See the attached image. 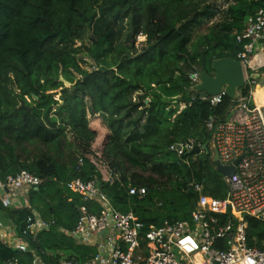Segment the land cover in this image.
<instances>
[{
	"label": "trees",
	"instance_id": "obj_1",
	"mask_svg": "<svg viewBox=\"0 0 264 264\" xmlns=\"http://www.w3.org/2000/svg\"><path fill=\"white\" fill-rule=\"evenodd\" d=\"M260 7L264 0H231L222 21L194 38V29L218 11L215 3L0 0V179L21 170L38 176L41 183L28 191V204L53 222L24 237L26 251L0 240V264H33L34 252L42 264L70 258L84 263L94 256L95 247L69 234L81 206L101 210L67 187L75 178L98 179L110 205L132 211L146 228L189 219L198 197L190 182L224 198L226 183L211 158L207 121L216 114L227 118L235 101L224 96L210 105L189 74L213 76V60L236 58L242 44L235 33ZM249 89L240 92L246 96ZM254 103L264 104L263 96L254 95ZM88 113H99L109 130L102 159L110 180L101 179L89 157L96 133ZM188 142L201 150L179 155L171 148ZM31 145L38 151H30ZM129 184L145 187L146 194H129ZM0 210L11 209L0 199ZM16 212L21 235L30 209ZM245 220L249 244L263 247L264 222Z\"/></svg>",
	"mask_w": 264,
	"mask_h": 264
},
{
	"label": "built area",
	"instance_id": "obj_2",
	"mask_svg": "<svg viewBox=\"0 0 264 264\" xmlns=\"http://www.w3.org/2000/svg\"><path fill=\"white\" fill-rule=\"evenodd\" d=\"M235 38L242 44V49L234 59L241 63L242 87L249 86V95H242V87L238 88L231 98L235 103L228 110L227 118L216 114L207 121L215 167L217 163L234 166L231 176L222 175L226 183L224 198H214L204 192L203 185L190 182L198 197L189 219H165L159 225L151 224L146 228L132 211L122 212L110 205L98 179L75 178L67 183V187L84 200L98 203L101 210L91 213L81 206L82 216L79 215L69 234L75 242L95 247L96 253L84 263L70 258L63 259L61 264H264V239L263 247L250 245L245 220L246 216H252L264 222V111L257 103L250 106L256 87H262V84L264 88V7L246 18ZM189 78L193 84L199 83L196 70ZM224 96L228 95L222 88L216 94L202 98L215 106ZM178 144L179 149L175 144L171 148L179 155L185 149L195 147L191 142ZM214 150L218 154L217 160L213 159ZM90 160L101 172V179H111L110 168L103 160ZM40 183L41 179L28 170L0 179V191L7 195L4 204L15 206L14 201L27 200L28 191L37 189ZM128 192L143 196L146 188L129 184ZM24 207L30 212L21 235L11 245L21 251L28 249L25 236L48 229L53 223L41 218L30 208L28 201ZM33 264H42L36 252Z\"/></svg>",
	"mask_w": 264,
	"mask_h": 264
},
{
	"label": "water",
	"instance_id": "obj_3",
	"mask_svg": "<svg viewBox=\"0 0 264 264\" xmlns=\"http://www.w3.org/2000/svg\"><path fill=\"white\" fill-rule=\"evenodd\" d=\"M212 68L214 71L213 76H210L205 72L196 70L198 74H202L205 77L206 82L204 84L202 83L196 85L194 89L199 93L201 97H207L208 95L216 94L222 88H224L228 97L230 98L234 97L237 89L244 85V77H243L241 63L234 58H220L213 60ZM61 80L64 82L65 85L69 84V82L64 80L62 77ZM107 138L108 137H106L104 146L107 142ZM174 146L177 149L180 148V144L178 143H176ZM200 150L201 147L198 145H196L193 149V151L195 152H199ZM217 158H218L217 151L214 150L213 159L217 160ZM237 161L238 160H236L235 163H237ZM217 170L222 175L231 176L234 172V166L233 165L224 166L221 165L220 163H217ZM78 213L80 216H82V212L80 208L78 209Z\"/></svg>",
	"mask_w": 264,
	"mask_h": 264
},
{
	"label": "rangeland",
	"instance_id": "obj_4",
	"mask_svg": "<svg viewBox=\"0 0 264 264\" xmlns=\"http://www.w3.org/2000/svg\"><path fill=\"white\" fill-rule=\"evenodd\" d=\"M230 1L231 0H208L209 3H215V5L218 6V11L216 12V14L212 18L205 19L203 24L199 25L198 27H196L194 29L193 37L195 38L196 35L205 32L206 29L209 26H211L212 24L220 23L223 19L222 12L224 11V9L226 8V6L229 4ZM140 39H143V37H140L139 40ZM85 67L88 68V66H85ZM205 82H206L205 77L202 74H199V83H197L196 85L202 84V83L204 84ZM66 86L69 87L70 84H68ZM261 86L263 87L262 84H261ZM209 87H210V85H209ZM59 95L60 94H58V96ZM181 107H182V104L179 105V109H181ZM87 117H88L89 127L92 130H94L96 133V137H95V139L92 143V146H91L93 154H91L89 157L93 158L94 160H99V159L103 160L102 159V153H103V149H104L103 147H104L106 137H108V135H109V130L103 124V118L99 113L94 114V115L88 113ZM95 120L99 121V127L93 126V121H95ZM68 137H69V139H71L72 136L70 133L68 134ZM28 149L32 152L38 151L37 150L38 148L35 149V147L33 145L28 146ZM100 169L103 170V173H106L104 168H100ZM0 192H1L0 195L3 196V200H5L6 192L5 191H0ZM218 205H219V203H218Z\"/></svg>",
	"mask_w": 264,
	"mask_h": 264
},
{
	"label": "crops",
	"instance_id": "obj_5",
	"mask_svg": "<svg viewBox=\"0 0 264 264\" xmlns=\"http://www.w3.org/2000/svg\"><path fill=\"white\" fill-rule=\"evenodd\" d=\"M0 199L3 200L2 195H0ZM27 201L25 199H22V202L16 200L14 201L16 203L15 206H8L11 210H0V240L2 242L9 245L16 242L18 237L17 223L20 217L16 210L24 208Z\"/></svg>",
	"mask_w": 264,
	"mask_h": 264
},
{
	"label": "bare ground",
	"instance_id": "obj_6",
	"mask_svg": "<svg viewBox=\"0 0 264 264\" xmlns=\"http://www.w3.org/2000/svg\"><path fill=\"white\" fill-rule=\"evenodd\" d=\"M254 95H262L263 96V100H264V88L263 87H260V86H257L256 89H255V92H254ZM264 111V104H258ZM93 126L95 127H99V121L98 120H95L93 121ZM101 136V135H100Z\"/></svg>",
	"mask_w": 264,
	"mask_h": 264
}]
</instances>
